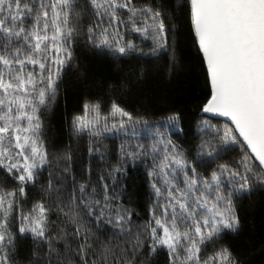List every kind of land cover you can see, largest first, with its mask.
Masks as SVG:
<instances>
[{
	"label": "snow or ice",
	"instance_id": "1",
	"mask_svg": "<svg viewBox=\"0 0 264 264\" xmlns=\"http://www.w3.org/2000/svg\"><path fill=\"white\" fill-rule=\"evenodd\" d=\"M177 19L186 20L205 75L200 111L211 115L197 124L199 159L189 160L172 139L184 131L178 113L150 124L115 102L107 114L99 103L85 104L73 129L77 136L87 131L90 155L104 158L107 133L135 143L123 140L110 171L93 177L89 168L77 179L70 150L49 153L41 120L74 60L77 38L113 55L155 56L170 47L171 35L175 66ZM128 31L150 38V53L126 40ZM215 118L223 123H212ZM148 157L155 199L137 223L116 191V174ZM0 169V264H15L18 198H27L45 169L46 199L18 212V233H30L42 248L28 264H152L162 251L166 264H241L218 242L240 228L237 194L264 191V0H175L171 10L163 0L139 6L136 0H0ZM8 178L14 187L5 186Z\"/></svg>",
	"mask_w": 264,
	"mask_h": 264
},
{
	"label": "trees",
	"instance_id": "2",
	"mask_svg": "<svg viewBox=\"0 0 264 264\" xmlns=\"http://www.w3.org/2000/svg\"><path fill=\"white\" fill-rule=\"evenodd\" d=\"M136 2L139 6L148 0ZM160 2L161 0H156V3ZM163 2L170 10L174 8L175 0ZM180 15L177 11L176 16ZM87 22L88 18L85 17L84 24ZM175 22L181 25L176 34L175 66L171 59V35L170 47L155 56L141 55L138 52L127 56L113 55L94 48L83 35L77 38L73 46L74 60L62 74L56 99L41 110L44 138L49 153L55 156L70 150L72 160L69 163L77 179L81 173L86 177L89 168L92 169L93 177L101 171H110L119 161V147L123 140L129 139L135 143L131 137L107 133V138L103 141L106 149H101L104 158L101 159L100 153L90 155V137L87 131L77 136L73 129L74 117L85 115V104L99 103L102 113L107 114L115 102L126 110L143 116L150 124H162L167 116L178 113L180 128L184 131L174 134L172 139L187 153L189 160L199 159L196 150L200 142L197 124L204 118H210L200 111L207 94L204 69L191 44L186 20L177 19ZM121 31H124L123 26ZM125 39L133 41L144 53H150L153 47L150 38L144 39L138 33L128 31ZM217 122L223 123V118L212 119V123ZM150 167L151 157H148L143 162H129L123 173L116 174V191L120 192L123 203L138 214L133 217L137 223L148 218L149 208L155 199L147 176ZM199 170L203 171V167ZM4 177L5 171L0 169V182H3ZM47 178L48 171L45 169L38 182L26 189L27 198H18L21 203L17 209V219L12 223L17 236L12 253L15 264H28V260L33 258V250L42 251L32 240L30 233L24 236L18 233L17 225L19 207L22 206L28 212L35 202L42 197L46 199L41 187L46 185ZM108 183L111 185L113 182L109 179ZM5 186L11 188L15 184L8 178ZM235 204L240 228L236 233L226 232L218 243L229 247L241 264H264V191L237 194ZM50 219L57 220L54 206ZM211 251L212 245H209L206 252ZM152 264H166V252L162 251Z\"/></svg>",
	"mask_w": 264,
	"mask_h": 264
},
{
	"label": "water",
	"instance_id": "3",
	"mask_svg": "<svg viewBox=\"0 0 264 264\" xmlns=\"http://www.w3.org/2000/svg\"><path fill=\"white\" fill-rule=\"evenodd\" d=\"M207 115H209V116H210L211 114H207Z\"/></svg>",
	"mask_w": 264,
	"mask_h": 264
}]
</instances>
